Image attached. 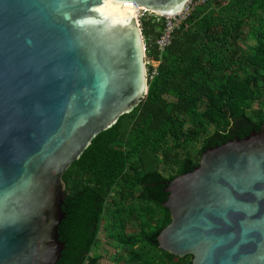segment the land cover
<instances>
[{"label": "water", "instance_id": "water-1", "mask_svg": "<svg viewBox=\"0 0 264 264\" xmlns=\"http://www.w3.org/2000/svg\"><path fill=\"white\" fill-rule=\"evenodd\" d=\"M189 0H0V264H55L63 174L145 97V43L129 3L164 16ZM158 248L190 264H264V126L207 146L165 182Z\"/></svg>", "mask_w": 264, "mask_h": 264}, {"label": "trees", "instance_id": "trees-1", "mask_svg": "<svg viewBox=\"0 0 264 264\" xmlns=\"http://www.w3.org/2000/svg\"><path fill=\"white\" fill-rule=\"evenodd\" d=\"M139 26L158 73L64 172L65 247L55 264H98L101 231L122 245L111 264H190L158 248L171 219L165 182L193 169L207 146L264 126V0L198 4L163 50L155 41L165 18L144 15Z\"/></svg>", "mask_w": 264, "mask_h": 264}, {"label": "built area", "instance_id": "built-area-1", "mask_svg": "<svg viewBox=\"0 0 264 264\" xmlns=\"http://www.w3.org/2000/svg\"><path fill=\"white\" fill-rule=\"evenodd\" d=\"M205 1H212V0H189L186 2L184 7L180 12H178L175 15L172 16H155L156 19L159 17H164L165 18V26L163 28L162 34L156 39V44L160 50H163L166 46H168L171 42L173 31L175 27H177L182 21H184L189 13L194 9V7L198 4L204 3ZM142 16L149 15V16H154L155 14L153 12L150 13V11L146 9H142ZM150 13V14H147ZM154 14V15H153ZM182 14V16H181ZM145 64H146V78L147 82L148 80H151L154 76L157 75V67L159 64V61L157 60H147L145 58Z\"/></svg>", "mask_w": 264, "mask_h": 264}, {"label": "rangeland", "instance_id": "rangeland-1", "mask_svg": "<svg viewBox=\"0 0 264 264\" xmlns=\"http://www.w3.org/2000/svg\"><path fill=\"white\" fill-rule=\"evenodd\" d=\"M186 8H185V10H186ZM141 10L140 9L137 10L136 15H135V18H136V21L138 22V24H139V19L142 17V14H143ZM150 13H147V14H150ZM154 14H153L154 16L159 15L157 13H154ZM145 16H149V15L145 14ZM159 16H164V15H159ZM181 16H182V14H181ZM194 146L196 148H199L201 146V142L196 143ZM163 174L167 175V172H163ZM128 229H130V228H128ZM121 251H122V245H120L115 238L108 236V234L107 233L105 234L103 231H101L99 233V242L92 249V253L97 252V253L101 254V258L98 261L99 264H111L113 261V258L117 254L121 253ZM126 257H127V255H126ZM122 264H132V263L125 262Z\"/></svg>", "mask_w": 264, "mask_h": 264}, {"label": "bare ground", "instance_id": "bare-ground-1", "mask_svg": "<svg viewBox=\"0 0 264 264\" xmlns=\"http://www.w3.org/2000/svg\"><path fill=\"white\" fill-rule=\"evenodd\" d=\"M105 8L110 12L112 18L116 22L118 21L124 22L126 19H129L131 16L135 17L137 10L144 9V8H134L129 3H125V4H113L112 3V4L105 5Z\"/></svg>", "mask_w": 264, "mask_h": 264}, {"label": "flooded vegetation", "instance_id": "flooded-vegetation-1", "mask_svg": "<svg viewBox=\"0 0 264 264\" xmlns=\"http://www.w3.org/2000/svg\"><path fill=\"white\" fill-rule=\"evenodd\" d=\"M99 264V263H98Z\"/></svg>", "mask_w": 264, "mask_h": 264}]
</instances>
